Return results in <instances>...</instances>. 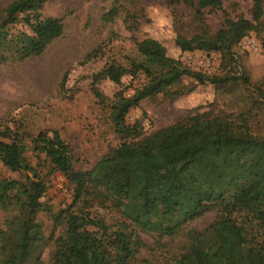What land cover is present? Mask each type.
I'll use <instances>...</instances> for the list:
<instances>
[{"label": "trees", "instance_id": "trees-1", "mask_svg": "<svg viewBox=\"0 0 264 264\" xmlns=\"http://www.w3.org/2000/svg\"><path fill=\"white\" fill-rule=\"evenodd\" d=\"M179 1L192 9L194 25L192 33L174 35L175 48L179 53L216 52L227 71H193L158 40H135V56L127 65L109 62L94 75L118 87L124 86V77L142 75L143 82L128 97L121 88L110 99L118 144L86 171L73 167L70 149L56 133H39L26 145L20 135L0 127V163L29 174L21 181L0 178V210L7 214L0 228V264H41L37 252L44 238L35 219L38 212L49 214L53 227L62 224L50 264H135L142 246L135 230L175 237L210 211L216 212L214 219L201 231H187L186 242L158 264H264V135L250 132L243 115L212 109L146 136L138 120L126 124L128 111L142 100L161 95L174 101L205 84L239 83L251 95L252 106L262 104L257 99L264 98V78L251 84L230 70L238 42L264 27V0H250L249 19L224 16L214 31L203 12L221 9L222 0ZM45 2L11 0L0 9V63L39 56L62 33L57 17L42 14ZM117 10L113 6L106 15L111 18ZM28 151L41 154L48 172H58L71 187L72 202L65 209L52 211L42 200L46 183L29 165ZM105 202L128 223L108 232L101 220L83 211Z\"/></svg>", "mask_w": 264, "mask_h": 264}, {"label": "rangeland", "instance_id": "rangeland-1", "mask_svg": "<svg viewBox=\"0 0 264 264\" xmlns=\"http://www.w3.org/2000/svg\"><path fill=\"white\" fill-rule=\"evenodd\" d=\"M11 0H0L2 9ZM190 1V0H188ZM250 0H222L221 9L204 10V22L211 31L220 26L224 16L249 19ZM117 7V15L106 14ZM41 12L57 17L62 33L53 39L39 56L21 62L0 63V127H7L24 139L26 145L39 133H56L69 147L76 170L91 169L95 162L118 144L109 118L108 103L122 88L128 97L143 82V76L124 77L123 87L94 76L109 62L125 66L135 56L134 41L151 37L162 43L170 56L193 71L205 74L224 73L216 52L179 53L173 45L176 33L193 32L192 9L177 0H46ZM127 23H124V19ZM264 18V3H263ZM130 23V24H129ZM236 64L230 74H244L251 84L264 78V27L249 32L235 48ZM255 95V94H254ZM251 95L239 83L227 86L199 85L194 91L174 101L156 95L142 100L128 111L125 120L140 122L146 136L178 119L212 109L241 114L250 132L264 135V98L252 106ZM26 159L46 183L42 200L52 211L66 208L72 202V189L58 172H48L43 156L28 151ZM28 173L12 172L0 163V178L21 181ZM80 207V206H79ZM90 219H99L111 231L127 224L108 202L93 203L83 209ZM210 211L193 220L175 237L135 230L142 243L135 264H158L170 258L186 242L189 230L201 231L215 217ZM7 214L0 210V228ZM44 238L39 248L41 264H50L54 239L62 224L53 227L46 212L35 217ZM87 229H95L87 227Z\"/></svg>", "mask_w": 264, "mask_h": 264}]
</instances>
